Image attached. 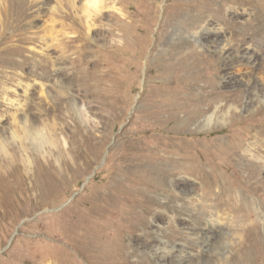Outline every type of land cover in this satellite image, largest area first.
<instances>
[{
  "label": "rangeland",
  "instance_id": "rangeland-1",
  "mask_svg": "<svg viewBox=\"0 0 264 264\" xmlns=\"http://www.w3.org/2000/svg\"><path fill=\"white\" fill-rule=\"evenodd\" d=\"M97 1L0 0V264H264V0Z\"/></svg>",
  "mask_w": 264,
  "mask_h": 264
},
{
  "label": "bare ground",
  "instance_id": "bare-ground-1",
  "mask_svg": "<svg viewBox=\"0 0 264 264\" xmlns=\"http://www.w3.org/2000/svg\"><path fill=\"white\" fill-rule=\"evenodd\" d=\"M98 1L97 0H95V7L97 8L98 7ZM220 32V31H219ZM221 33V32H220ZM218 34V33H217ZM73 40V39H72ZM70 48V47H69ZM68 51H69V49L68 48H65V49H61L60 50V52L59 53H61L60 54V61H62V62H64V63H66L67 62V59H70L71 57H69V58H67L66 57V53H68ZM41 60H39V61H34V69H36V71L34 72V73H36L37 71H39V70H42L43 71V73H44V78L45 77H48L50 74H51V72H52V69H53V67H55L54 65H55V62H53V60H52V58H49V57H41L40 58ZM70 60H72V62L73 63H75V64H77V62H78V57H76V58H73V59H70ZM75 67H77V66H75ZM34 75H36V74H34ZM35 78L38 80V79H41L40 78V76H39V74L38 75H36L35 76ZM44 78H42V79H44ZM49 78V77H48ZM46 79V78H45ZM38 84V83H37ZM264 87V86H263ZM261 91L264 93V88L263 89H261V90H259L258 92L259 93H261ZM260 96H264V94H259L258 95V97L260 98ZM35 100V99H34ZM34 100H33V102H34ZM259 100V103L261 102H263L264 100H262V98L261 99H258ZM261 100V101H260ZM38 103V102H37ZM37 103H35L34 102V104H35V107H36V109L38 110V111H41L42 110V108H41V105L40 104H37ZM31 107H32V105H31ZM221 108L220 107H218L217 108V110H220ZM35 110V109H34ZM213 119H214V116H210L208 119H207V121H208V123L209 124H211L212 123V121H213ZM24 129H25V131H26V133L29 135V137H30V139H32L33 140V142H35L36 143V138H35V132H34V130H33V128H32V126H31V124H27L25 127H24ZM29 139V138H28ZM29 139V140H30ZM256 139L257 140H261L262 142L264 141V131H261V132H259V134H257V136H256ZM261 146L262 145H259L258 144V147H259V149H258V152L257 153H254L253 152V149H249V148H251V147H249V148H246L245 149V147H243V153H244V156L246 157V156H248L249 157V159L250 160H254V161H257L258 163H262V165L264 164V155H262V156H258V155H260V153H262L263 152V150L261 149ZM242 148V147H241ZM233 149V148H232ZM258 154V155H257ZM257 157V158H256ZM248 162V161H247ZM250 163H252V162H248V163H246V165L245 166H243V168L246 170V173L248 174V179L249 180H255V179H257V188H255V189H252V188H250V190L252 189V191H259V192H262L263 190H264V178H261V177H259L258 175H257V173L256 172H254L253 170V168L251 167V164ZM261 168V167H260ZM263 170H262V172H264V166H263V168H262ZM104 199V198H103ZM102 199V200H103ZM101 200V201H102ZM259 211V210H258ZM259 213V216L261 215V213H260V211L259 212H257L256 214H258ZM259 218H261V217H259ZM263 218V217H262ZM261 220V219H260ZM213 221H215V220H213ZM215 226H216V223H213L212 224V227H213V229L215 228ZM217 230V229H216ZM225 250H227L226 248H225ZM221 263V262H220ZM221 264H226L225 262L224 263H221Z\"/></svg>",
  "mask_w": 264,
  "mask_h": 264
},
{
  "label": "clouds",
  "instance_id": "clouds-1",
  "mask_svg": "<svg viewBox=\"0 0 264 264\" xmlns=\"http://www.w3.org/2000/svg\"><path fill=\"white\" fill-rule=\"evenodd\" d=\"M22 137H20L21 139ZM12 139L14 140L13 136ZM16 141V140H14ZM5 159H11L12 154L8 152L7 155L3 153ZM234 200L235 202L239 203L240 200V194L239 192H236L234 194ZM220 226L224 227L226 230L222 234L221 240L225 238L227 235L229 238L233 240H238L239 242H243L244 240V233L245 230L249 227H252L253 221L251 219L245 220L239 216H232L229 217L223 224H219ZM231 247V245H228Z\"/></svg>",
  "mask_w": 264,
  "mask_h": 264
}]
</instances>
